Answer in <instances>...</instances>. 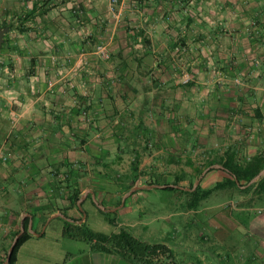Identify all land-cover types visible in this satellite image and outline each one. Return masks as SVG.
<instances>
[{
	"label": "crops",
	"instance_id": "0c3cea01",
	"mask_svg": "<svg viewBox=\"0 0 264 264\" xmlns=\"http://www.w3.org/2000/svg\"><path fill=\"white\" fill-rule=\"evenodd\" d=\"M0 28V264L26 218L31 237L14 264H29L25 247L48 231L62 236L64 221L85 222L83 206L109 189L107 162H143L141 171L166 160V128L181 130L172 143L185 152L200 145L208 159H264V0H0ZM259 175L241 187L250 189L233 217L217 215L215 232L158 243L180 264H264ZM137 183L132 214L136 193L152 189ZM125 198L114 209L128 207ZM182 250L200 253L182 261ZM62 260L131 264L89 244Z\"/></svg>",
	"mask_w": 264,
	"mask_h": 264
},
{
	"label": "rangeland",
	"instance_id": "374dc122",
	"mask_svg": "<svg viewBox=\"0 0 264 264\" xmlns=\"http://www.w3.org/2000/svg\"><path fill=\"white\" fill-rule=\"evenodd\" d=\"M180 132L181 130L179 129L174 128L172 131L171 128H166V141L168 142L166 160L159 159L151 169L143 167L140 171V166L143 162L140 164V162L131 161L130 159H122L119 162H107L103 170H106L109 175L103 179L109 189L101 193V204L97 200L98 204L105 207V211H101L100 206L94 199V207L90 205V202H87L82 209L86 211L88 217L82 224H86L94 232L108 235L119 232L121 228H127L132 234L139 235L137 237L141 241L150 244L162 242L164 239H166V243L172 244V238L182 234L189 236L188 243L191 244L195 243L196 236L200 234L209 236L215 232L213 225H215L216 217L220 212V218H223V216L233 217L232 213L240 208L242 204L243 192L237 188L215 191L209 198L201 201L198 208L189 209V194L169 191L165 189L166 187H152L155 185L178 186L180 187L178 189L190 192L200 186L202 190H207L213 188L218 180L222 182L228 178L229 174L223 169L217 171L215 168L208 167L210 161H215L214 159H208L209 153L207 152L210 150L208 147L202 149L200 145H192L186 148L187 152H185L184 146L178 148V145H173L172 138L181 137ZM205 137H208V142H210V137L206 135ZM145 148L146 150L155 149L153 145H146ZM167 149L175 151L172 152ZM135 162L138 164L137 170L134 169ZM207 169L209 171L204 173ZM114 172L116 173L114 174ZM203 173L204 175L201 178ZM178 178L180 179L179 184L174 185L173 183ZM200 178V183L194 187ZM136 182H138L137 185L139 186L142 184L150 186L152 189L136 193L135 196H139L140 202L139 206L137 204L134 206L136 210L132 214L130 209L132 197L129 194V189L132 187V183L134 186ZM151 182H159V184L151 185ZM123 184L126 186L120 189L119 186ZM115 187L117 192L113 189ZM250 192H252V195L257 194V190H251ZM124 196H126L125 201L128 203V207L121 210L114 209L121 204ZM108 209L110 211H107ZM75 214L78 216L76 211ZM134 221H139L142 224L132 229L129 226H125L127 222L132 223ZM234 236L236 239L239 238V243H242L245 238L243 232L237 229L234 231ZM38 240L32 243L33 246H27L24 249L26 259L31 260L29 264H56L58 261L62 264L64 260V258L62 260V257L67 255V253L77 256L83 249L87 248V243L84 241L54 235L50 231L46 233V237ZM199 253L196 254L190 250L178 251V259L195 261L194 255ZM204 254H206L204 256L206 263H209V260L213 261L211 252L205 251ZM223 255L222 257L224 258Z\"/></svg>",
	"mask_w": 264,
	"mask_h": 264
},
{
	"label": "trees",
	"instance_id": "16d2710c",
	"mask_svg": "<svg viewBox=\"0 0 264 264\" xmlns=\"http://www.w3.org/2000/svg\"><path fill=\"white\" fill-rule=\"evenodd\" d=\"M215 165L224 167V171H228L229 177L222 182H217L213 188L202 190V188L198 186L194 191L190 192L175 187H166L165 189L189 194L190 199L188 201V207L189 209H196L201 201L209 198L215 191L227 188H237L241 192L248 191L249 187L242 189L241 186L249 184L259 175L264 169V159L255 158L243 164L242 162H237L230 158H224L210 161L208 167H213ZM137 168L138 164L135 162L134 169L137 170ZM236 179L240 183L239 185ZM179 182L180 179L178 178L173 184L178 185ZM150 184L155 185L159 184V182H151ZM259 189L264 191V177L261 178L258 184V192ZM79 199V194L74 192L70 197L71 204L76 205ZM111 222H113V220H111ZM23 227L25 231L14 247L10 264L15 263L19 248L31 237L28 218L24 220ZM62 236L73 240L84 241L90 245L92 250L108 253L116 252L131 264H180V262L175 260L168 246L160 243L150 244L141 241L127 228H121L119 232L108 235L94 232L90 230L86 224L77 225L74 222H68L66 220L64 221L62 229Z\"/></svg>",
	"mask_w": 264,
	"mask_h": 264
},
{
	"label": "water",
	"instance_id": "95a60500",
	"mask_svg": "<svg viewBox=\"0 0 264 264\" xmlns=\"http://www.w3.org/2000/svg\"><path fill=\"white\" fill-rule=\"evenodd\" d=\"M3 35H4V30L0 28V45L2 44ZM215 167H216V168H222V169H224V167H222V166H220V165H216ZM206 172H207V170H206L204 173H206ZM204 173L202 174L201 178L203 177ZM259 177H260V175H258L256 178H254V179L250 182V184H251L252 182H254L255 180H257ZM201 178L195 183L194 187H196V186L200 183ZM236 182L238 183V185L240 184V183L238 182L237 179H236ZM152 187H155V188H164V187H176V188H180V187H178V186H158V185H155V186H152ZM241 187L243 188V187H245V186H241ZM100 208H102V207H100ZM24 231H25V229H24V227L22 226L21 232L18 234V236L16 237V239H15L13 245L11 246L10 250L8 251L6 264H10V262H11V258H12V254H13V252H14V247H15V245H16L18 239L20 238V236L24 233Z\"/></svg>",
	"mask_w": 264,
	"mask_h": 264
},
{
	"label": "built area",
	"instance_id": "2783aa9c",
	"mask_svg": "<svg viewBox=\"0 0 264 264\" xmlns=\"http://www.w3.org/2000/svg\"><path fill=\"white\" fill-rule=\"evenodd\" d=\"M97 53L104 59H109L110 54L105 46H98L97 47Z\"/></svg>",
	"mask_w": 264,
	"mask_h": 264
}]
</instances>
